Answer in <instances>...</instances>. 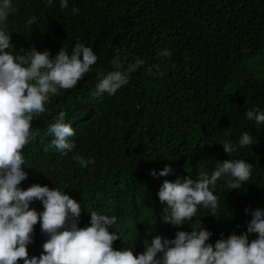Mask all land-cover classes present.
Here are the masks:
<instances>
[{"label": "trees", "instance_id": "obj_1", "mask_svg": "<svg viewBox=\"0 0 264 264\" xmlns=\"http://www.w3.org/2000/svg\"><path fill=\"white\" fill-rule=\"evenodd\" d=\"M13 8L7 26L15 52L34 46L54 57L79 40L98 56L75 88L61 89L46 105L49 112L33 120L40 135L23 150L28 179L22 188L58 187L82 201L80 227L90 221L88 210L115 215L112 230L121 240L114 248L126 245L139 254L155 236L173 239L177 231H191L187 222L180 228L163 222L165 205L157 193L164 180L195 179L215 162L244 159L253 166L248 183L230 191L219 180L218 219L198 208L193 222L203 220L213 244L221 234H246L251 216L245 209L264 208V125L245 116L250 109L264 110V76L252 70L264 55V0H68L63 9L59 0H13ZM165 49L170 54L160 55ZM116 52L125 65L136 57L145 65L115 95L93 99L96 69L113 70ZM60 111L75 131L68 156L57 153L45 135ZM245 131L254 144L225 153L219 143L238 144ZM74 155L90 163L82 168ZM165 165L173 169L167 177L149 174ZM30 207L43 210L39 201ZM45 239L38 223L29 257L41 254Z\"/></svg>", "mask_w": 264, "mask_h": 264}, {"label": "clouds", "instance_id": "obj_2", "mask_svg": "<svg viewBox=\"0 0 264 264\" xmlns=\"http://www.w3.org/2000/svg\"><path fill=\"white\" fill-rule=\"evenodd\" d=\"M44 2L52 5L54 0ZM59 6L67 8L68 0H59ZM13 11V0H0V264H264V208L245 209V215L251 216L245 224L246 234L227 238L221 234L214 244L209 242L213 232L204 227L203 220L193 222L198 208L209 210L210 216L217 218L219 203L214 189L219 180L223 178L230 191L248 183L253 166L244 159L215 162L211 172L201 171L195 179L164 180L157 193L165 205L163 222L176 228L187 222L191 231H177L173 239L155 236L145 241L144 251L139 254L126 245L114 248V242L121 240L112 230L117 222L115 215L88 210L90 221L80 227L82 201L58 187L33 183L22 188V182L28 179L23 150L40 135L33 120L49 112L46 105L61 89L75 88L97 63L98 56L79 40L70 52L63 47L54 57L49 50L41 52L34 46L15 52L7 26ZM71 11L75 15L79 9L73 6ZM34 20L32 17L27 23ZM169 54L167 49L160 52L162 56ZM111 64V71L96 69L97 83L90 93L93 99L115 95L129 84L130 74L144 67L145 60L136 57L125 65L116 52ZM147 70L152 71L150 67ZM245 116L257 126L264 125V110L250 109ZM45 135L52 137L51 146L63 156L76 146L74 128L66 122L64 111L47 125ZM40 142L44 143L42 138ZM219 144L231 156L237 148L252 146L254 139L245 131L238 144L228 140ZM71 158L82 168L90 163L83 155ZM172 172L165 165L163 170L153 169L149 174L159 178ZM35 201L42 204V211L30 207ZM38 223L41 235L46 237L43 251L38 257H29L28 246L33 243ZM252 234L256 238L250 241Z\"/></svg>", "mask_w": 264, "mask_h": 264}, {"label": "rangeland", "instance_id": "obj_3", "mask_svg": "<svg viewBox=\"0 0 264 264\" xmlns=\"http://www.w3.org/2000/svg\"><path fill=\"white\" fill-rule=\"evenodd\" d=\"M254 68H252V70L254 71V73H256L257 75L259 74L260 76H264V55L260 58H258L257 60H255L254 62Z\"/></svg>", "mask_w": 264, "mask_h": 264}]
</instances>
